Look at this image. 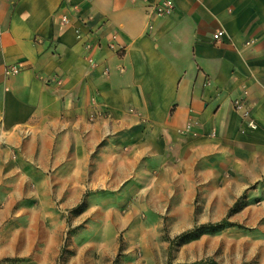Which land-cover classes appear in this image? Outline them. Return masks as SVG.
Segmentation results:
<instances>
[{
	"label": "crops",
	"instance_id": "0c3cea01",
	"mask_svg": "<svg viewBox=\"0 0 264 264\" xmlns=\"http://www.w3.org/2000/svg\"><path fill=\"white\" fill-rule=\"evenodd\" d=\"M158 1L0 0V216L118 190L140 161L161 163L171 143L194 135L246 127L264 138V0H174L172 14L150 16ZM115 32L119 52L108 45ZM96 108L103 114L92 121ZM191 118L195 134H182ZM259 157L262 174L263 146ZM256 180L246 172V184Z\"/></svg>",
	"mask_w": 264,
	"mask_h": 264
},
{
	"label": "rangeland",
	"instance_id": "374dc122",
	"mask_svg": "<svg viewBox=\"0 0 264 264\" xmlns=\"http://www.w3.org/2000/svg\"><path fill=\"white\" fill-rule=\"evenodd\" d=\"M250 132L171 143L131 184L87 191L69 209L0 216V264H264V138ZM246 172L258 180L246 184Z\"/></svg>",
	"mask_w": 264,
	"mask_h": 264
},
{
	"label": "built area",
	"instance_id": "2783aa9c",
	"mask_svg": "<svg viewBox=\"0 0 264 264\" xmlns=\"http://www.w3.org/2000/svg\"><path fill=\"white\" fill-rule=\"evenodd\" d=\"M73 10L75 12L79 11V7L74 6ZM175 10V2L174 0H160L157 3H155L154 5L149 6V13L150 16H165V15H170L174 12ZM62 22L64 24H68L69 23V18L67 15H62L61 18ZM153 25H149V28H152ZM76 37L83 41V45L86 47V49L88 51L93 50L94 48V43L88 38H86V35L83 33V31L81 29H76ZM94 31H89L87 33L90 35H93ZM225 35V31L223 29L218 30L217 32L214 33V39L219 40L221 39L223 36ZM98 46L100 48V43L98 42ZM109 48L113 51L119 52L123 49V45L120 42L119 39V34L118 33H112L111 37H110V41L108 43ZM88 62L90 63V65L92 66H96L97 62L95 61L93 55H90L88 57ZM22 69V65L19 63L16 64H11L8 65L6 67V74L7 75H12L15 73H18L20 70ZM105 74H107L109 72V68L105 67L104 71ZM247 93V91H246ZM234 106L235 109L241 114V117L245 123V125L247 127L250 128H255L257 126L256 121L252 118L251 115V110L248 108V106L246 105L245 99L244 98H236L234 100ZM98 114H103V112L101 110H99V108H96V110L94 111V113L91 116V120L94 121L96 119V115ZM198 125V121L191 118L188 120L186 126L184 129H182L181 133L182 134H188V133H194V128Z\"/></svg>",
	"mask_w": 264,
	"mask_h": 264
},
{
	"label": "trees",
	"instance_id": "16d2710c",
	"mask_svg": "<svg viewBox=\"0 0 264 264\" xmlns=\"http://www.w3.org/2000/svg\"><path fill=\"white\" fill-rule=\"evenodd\" d=\"M226 223H227V220L224 219V220H222V221H220L218 223L204 224L201 227L204 228V229L205 228H215L217 226H222V225H224ZM196 229H197V227L194 228V229L187 230V231L183 232L182 234L178 235L176 238H180V237L185 238V237L189 236L190 234L194 233L196 231ZM208 264H217V263H214L213 261H210V262H208Z\"/></svg>",
	"mask_w": 264,
	"mask_h": 264
}]
</instances>
